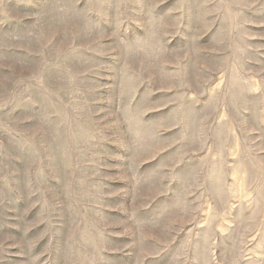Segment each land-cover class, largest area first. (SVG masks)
Returning <instances> with one entry per match:
<instances>
[{"label":"rangeland","instance_id":"1","mask_svg":"<svg viewBox=\"0 0 264 264\" xmlns=\"http://www.w3.org/2000/svg\"><path fill=\"white\" fill-rule=\"evenodd\" d=\"M0 264H264V0H0Z\"/></svg>","mask_w":264,"mask_h":264}]
</instances>
